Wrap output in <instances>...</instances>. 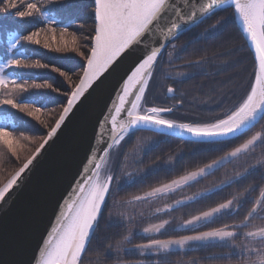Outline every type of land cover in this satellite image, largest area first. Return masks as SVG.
Wrapping results in <instances>:
<instances>
[{
  "label": "snow or ice",
  "instance_id": "1",
  "mask_svg": "<svg viewBox=\"0 0 264 264\" xmlns=\"http://www.w3.org/2000/svg\"><path fill=\"white\" fill-rule=\"evenodd\" d=\"M93 5L92 32L85 35L81 31L77 35V31L71 29L82 30L85 27L79 22V0H0V110L7 106L31 117L47 130L41 135H28L22 130L25 123L22 118H0V146L6 149L0 151V162L9 156L19 161L21 155L27 153L12 178L0 188V203L5 201L7 193L29 170L45 146L57 137L89 89L93 92L100 89L108 79L105 74L111 75L109 69L115 71L113 65L129 49L142 46L145 50L144 58L131 70L98 122L96 144L90 149L87 167L71 195L65 199L55 226L39 250L36 264H84L82 258L99 226L102 209L106 210L120 191L132 187L134 183H142L127 171L130 158L134 164L142 162L139 155L141 141L137 139V147L132 153L124 154L120 175L113 171V152H119L122 142L130 134L136 136L144 131L164 134L177 130L181 137L186 134L193 142L202 145L205 151H220L238 140L243 139V142L219 159L119 202L120 207L132 211L117 213L120 221L127 222L124 226L128 231L120 241L108 245L109 258L114 259L115 264H172L170 256L178 254L177 249L183 253L187 246L195 244L197 248L211 246L226 249L209 258L213 264H232L233 260L236 264H264V183L248 184L217 206L184 220L182 225L195 226L222 215H238L245 204H250L251 207L238 222L178 239H160L157 237L161 231L172 223L170 219H163L141 229L148 237L147 243H132L135 209L141 204H152L178 190L192 187L214 176L228 164L234 165V170L230 175L226 174L223 181L194 195L177 199L174 204L156 207L154 214L171 213L174 208L207 197L209 193L219 194L226 188L245 184L257 174L264 181V151L256 155L257 149H264V0H93ZM229 9L233 10L234 17H238L247 40L251 42L257 63L254 83L249 86L242 102L215 119L182 122L169 114L183 109L185 93L167 84L165 103L149 106L145 100L146 93L154 75H157V68L163 64L166 63L170 69L162 73L163 79L179 85L198 76L210 75L205 69L214 60L207 55L189 59L176 68L177 61L183 59L191 46L190 43L179 45V40ZM21 22L31 24L35 30L24 31L25 24ZM221 27V21L217 20L205 32L217 34ZM24 45H36L51 53L78 55L83 61L78 83L52 63L55 58L48 62H42L43 56L33 59L32 56L38 54L37 49H33L31 55H25V51L21 50ZM220 58H223L222 54ZM15 70L43 71L38 78H24ZM49 73H58L59 76L53 78ZM59 77H64V80H59ZM38 79L40 82H37ZM93 85L96 87L93 88ZM200 103L207 104L208 101L201 100ZM52 105H62V111L56 113L55 108L50 107ZM203 110L209 113L218 111L211 107ZM55 116L58 118L50 124L49 117ZM257 128L260 130L254 131ZM101 144L105 148H101ZM101 152L103 158L99 155ZM248 159L253 162L239 166L241 161ZM171 162L169 157L168 163ZM121 176L129 179L122 184ZM139 215L143 216L144 212ZM257 220L261 223L255 224ZM110 222L119 221L110 217ZM237 240L243 243L237 244ZM217 241L220 243H213ZM128 244L132 246L128 247ZM113 253L116 255L113 256ZM121 253L133 259H125L120 256Z\"/></svg>",
  "mask_w": 264,
  "mask_h": 264
},
{
  "label": "trees",
  "instance_id": "2",
  "mask_svg": "<svg viewBox=\"0 0 264 264\" xmlns=\"http://www.w3.org/2000/svg\"><path fill=\"white\" fill-rule=\"evenodd\" d=\"M80 3V13L79 22L85 25L84 29H71L76 30L77 35H80L81 31L87 35L90 34L94 28L93 20V0H79ZM233 16V11L228 10L221 13L219 16L213 17L208 23L203 24L201 27L193 30L189 36L185 35L179 40V45H184L190 43L191 46L181 62H186L189 59L199 58L201 55H207L211 57L214 62H210L206 66V71L210 73L209 76H202L201 82L197 83V78L184 85H182L183 91L185 93L186 103L183 110H179L173 114V117L177 120L183 121L185 119H193L200 121H208L215 119L229 109L237 106L245 98L246 93L249 91V86L254 83V73H255V63L250 50L247 47L239 30L236 28L235 20ZM221 21L222 27L217 34H209L205 32V29L209 28L211 24ZM25 24L24 31L35 30L31 24L27 22H21ZM201 28V29H200ZM199 29V30H198ZM84 41H82L83 43ZM178 45V46H179ZM37 49L38 54L33 55V59H44L42 62H48L52 59V63L55 66L61 68L62 71L68 73L72 76V80L78 83L79 75H82L80 65L83 63L82 59L75 53H51L46 49H41L36 45H24L21 50L25 51V55H31L32 50ZM2 50V49H0ZM86 51V50H85ZM248 56V82L243 84V68L244 56ZM223 58H220V55ZM239 54V58H237ZM227 68V71L223 69ZM235 69H239L237 72ZM219 71V74L217 72ZM19 72L24 78H38L42 75L43 70H15ZM164 72L162 66L157 68V75L150 87L149 96L146 98L148 105L152 101L159 103L158 100L151 98L155 86L158 87L159 91L163 90V83H161L162 73ZM230 72V74H229ZM53 78L58 77V73H49ZM239 78V87L236 80ZM59 80L63 81L64 77H59ZM37 82H40L38 79ZM50 82H55L50 80ZM67 83V81H65ZM199 82V81H198ZM71 86V85H70ZM239 93L240 102L238 104L234 103V96ZM27 95V94H26ZM58 95V94H56ZM196 99H193V98ZM64 99L63 97H59ZM201 100L208 101L207 104L200 103ZM161 103V102H160ZM153 104V102H152ZM55 108L56 113L62 111V105H52ZM216 108L218 111L209 113L203 109ZM5 116L11 117L13 120L23 119L25 122L22 125V130L28 135H41L46 132V129H42L38 122L32 120L31 117H27L23 113H18L14 109H10L7 106L3 110H0V118ZM55 117H49V123L51 124ZM257 128L254 131H259ZM154 136L155 142L149 145V148L141 154L142 162H136L134 167L127 168V171L132 172L133 176L138 175L136 180H141L142 183H134L132 187H129L123 191H120L114 196L112 202L109 204L108 208L102 209V215L99 220V226L97 227L94 236L90 238V244L88 245L86 255L82 258L84 264H115V260L109 258L108 255V245L115 244L120 241L123 236L127 233L128 229L122 223H112L110 222V217L112 218V213L115 210H121L122 207L119 206V202L126 200L133 194L142 193L147 191L151 187L158 186L161 183L169 182L179 176L184 175L188 171L202 167L204 164L209 163L213 159H219L220 156L225 155L232 148L238 146L243 142V139L236 141L233 144H229L222 148L220 151H205L203 146L198 143H191L182 141L179 139L160 136L153 133H137L136 136H129L124 142L122 149L125 153H132L136 149V137L137 136ZM0 151H6L3 146H0ZM264 149H257L256 155H259ZM24 153L21 155V159L17 161L15 157H7L4 161L0 162V186L7 181L15 171L24 162ZM169 157L172 158V162L168 163ZM122 160V157L120 158ZM252 160L248 159L246 161L240 162V167L242 163H250ZM120 164L119 162L118 173L120 175ZM157 169L153 172V169ZM234 170V165L228 164L225 168L216 172L214 176L204 179L202 182L196 183L192 187H187L183 189L186 196L194 195L198 191H204L206 188L212 186L214 183H220L224 180L225 175H229ZM125 180L129 178L127 176H121ZM121 182H124L121 180ZM261 185L264 181L261 180V175L257 174L252 177V179L245 184L239 185L235 188H226L219 194L209 193L207 197H200L196 201H191L181 209L169 215V219L172 221L168 225L169 230L161 233L157 238L160 239H178L182 236L194 235L197 232L210 231L215 228L223 227L225 224H232L243 219L247 210L251 207L250 204H245L243 208L240 209L238 215H222L217 217L213 221L204 223L203 225L188 228L185 230H177V224L180 221L187 220L194 215L200 214L202 211L208 210L210 207H215L219 203L224 202L226 199L232 197L237 191H242L244 187L248 184ZM123 184V183H122ZM173 200V199H172ZM106 203H108L106 201ZM115 205V206H114ZM176 216V218H172ZM171 217V218H170ZM113 221L114 218H112ZM255 224H260L259 220L254 221ZM148 237L144 235L133 234V244L147 243ZM237 243H242V240H237ZM131 247V244L127 245ZM226 251V249H220L216 247H200L193 248L183 253L176 251L178 254L171 255L170 260L172 264H196L197 261L200 264H213V261L209 259L215 255H219L221 252ZM116 254L113 253V256ZM121 257L125 259H133L130 257H125L123 253L120 254ZM181 256L183 257L181 259ZM218 264H224V262H218ZM232 264H236L233 260Z\"/></svg>",
  "mask_w": 264,
  "mask_h": 264
},
{
  "label": "water",
  "instance_id": "3",
  "mask_svg": "<svg viewBox=\"0 0 264 264\" xmlns=\"http://www.w3.org/2000/svg\"><path fill=\"white\" fill-rule=\"evenodd\" d=\"M235 19L257 67L254 48L238 17ZM134 49L125 52L113 65L114 72L109 69L111 75L105 74L108 79L100 89L95 92L89 89L91 95L85 94L57 137L45 146L0 203V264H36L39 250L55 226L65 199L87 167L90 149L96 144L98 122L131 70L144 58L142 46ZM158 135L195 143L186 134L181 137L178 130ZM100 147L105 148L103 144ZM99 155L103 158L102 152Z\"/></svg>",
  "mask_w": 264,
  "mask_h": 264
},
{
  "label": "rangeland",
  "instance_id": "4",
  "mask_svg": "<svg viewBox=\"0 0 264 264\" xmlns=\"http://www.w3.org/2000/svg\"><path fill=\"white\" fill-rule=\"evenodd\" d=\"M190 121H194L193 119H185L183 120L182 122H190ZM139 139L141 141V145H142V148L139 152V155L141 156V154L143 152H145L148 148H149V145L152 143L155 142V138L154 136H151V135H146V136H137L136 137V140ZM151 146V145H150ZM137 147V145H136ZM124 154H130V153H125L124 150L122 149V146H120V149H119V152H113L112 154V160H113V171H114V168L117 166H119V162L121 161V164H120V167L124 164V160H123V156ZM122 157V160L120 159ZM253 162V161H251ZM250 162V163H251ZM247 162H244L242 163V166L244 164H246ZM128 164H129V167L128 168H132L134 167V162L133 160L130 158L129 161H128ZM232 173V172H231ZM229 173V175L231 174ZM13 176V175H12ZM12 178V177H11ZM9 178L7 181H5L1 186L0 188H3L7 182L11 179ZM183 190V189H182ZM182 190H178L177 192L169 195L167 198L165 199H162V200H156L154 203L152 204H141L138 208L135 209V213H136V219L135 221H133V224L135 225L132 229L133 231V234H138V235H144L141 231V229L145 226H148V224L150 223H159L161 220L163 219H169L167 215H164L162 213H159V214H154L155 213V208L156 207H163L165 204H173L174 201H176L177 199H180V198H183V197H187L189 195L186 196V194L184 193V191ZM173 199V200H172ZM121 211H132V209H128V208H123L121 210H115L114 213H112V218H114L115 221H119L118 223H122V224H126L127 222L126 221H120V218L118 217L117 213L121 212ZM143 211L144 212V215L143 216H140L139 213ZM190 219V218H189ZM182 222L183 221H180V223L177 224V230H185V229H188V228H192V227H196V226H200V225H203L204 223L206 222H209V221H202L200 224L198 225H195V226H188V227H184L182 225ZM169 230V227L167 226L165 229H163L161 231V233H164L166 231ZM160 233V234H161ZM159 234V235H160ZM145 236V235H144ZM213 243H220V242H213ZM237 243V242H236ZM243 243V241H242ZM237 244H240V243H237ZM197 246L195 244H192V245H189L187 246V249L186 251L190 250V249H193V248H196ZM176 251H180V250H176Z\"/></svg>",
  "mask_w": 264,
  "mask_h": 264
},
{
  "label": "flooded vegetation",
  "instance_id": "5",
  "mask_svg": "<svg viewBox=\"0 0 264 264\" xmlns=\"http://www.w3.org/2000/svg\"><path fill=\"white\" fill-rule=\"evenodd\" d=\"M235 20V19H234ZM236 25V24H235ZM236 28L238 29V27H237V25H236ZM201 29V28H200ZM195 30V29H194ZM199 30V29H198ZM193 32L194 31H191V32H189L187 35L189 36L191 33L193 34ZM193 36H194V34H193ZM187 44V43H186ZM237 58H239V54H237ZM247 62H248V56L246 55V53H245V56H244V61H243V63H244V65L242 66V68H243V84H246V82H248V64H247ZM185 63L184 62H181L180 60H178L177 61V63H176V68H179L181 65H184ZM162 68H163V70H164V72L165 71H169L170 69L168 68V65L165 63V64H163L162 65ZM237 72H239V69H235ZM229 74H230V72H229ZM201 78H202V76H198L197 77V83H200L201 82ZM154 79H155V75H154V77H153V81H154ZM153 81L151 82V84H150V86H149V91H148V96H149V93H150V87H151V85H152V83H153ZM199 81V82H198ZM239 78L236 80V83L238 84V87H239ZM161 83H163V90H161V92L159 91V89H158V87L157 86H155V88H154V91H153V93H152V96H151V98H154V99H156V100H160L159 101V103L158 104H162V103H165V101H164V92H165V85H167V84H172V86H174V87H177V89H178V92L179 91H183V88H182V85H179V84H177V83H174L173 81H165L164 79H163V76H162V78H161ZM184 92V91H183ZM147 96V97H148ZM186 98V97H185ZM240 95H239V93H237L235 96H234V103L235 104H238L239 102H240ZM153 102V104H157L156 102H154V101H152ZM152 102L150 103L149 102V106H151V105H153L152 104ZM161 102V103H160ZM185 107H183V109H184ZM182 109V110H183ZM178 112V111H177ZM174 114V113H173ZM173 114H171V118H174L173 117ZM175 119V118H174ZM114 172L117 174V175H119V173H118V168H117V166L114 168ZM138 177V175H136V176H134V178L136 179ZM126 179V178H125ZM123 177H121V180H123L124 182L126 181ZM124 182H121V183H124ZM189 195V194H188ZM189 196H191V195H189ZM184 198V197H183ZM183 198H180V199H183ZM175 203V201L173 202V204ZM182 206H184V205H181V206H179L178 208H174L173 209V211L171 212V213H163L162 212V214H164V215H167L168 217H169V215L171 214L172 215V213H174L175 211H177V210H179V209H181V207ZM171 218V217H170ZM172 218H176V216H173Z\"/></svg>",
  "mask_w": 264,
  "mask_h": 264
}]
</instances>
